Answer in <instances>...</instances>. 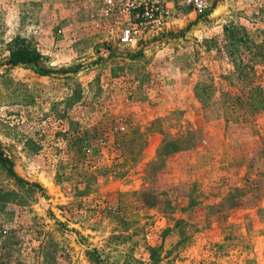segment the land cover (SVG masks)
<instances>
[{
	"label": "rangeland",
	"instance_id": "rangeland-1",
	"mask_svg": "<svg viewBox=\"0 0 264 264\" xmlns=\"http://www.w3.org/2000/svg\"><path fill=\"white\" fill-rule=\"evenodd\" d=\"M86 6L0 0V151L39 186L0 165V264H264V0L131 45ZM15 36L68 72L6 66Z\"/></svg>",
	"mask_w": 264,
	"mask_h": 264
},
{
	"label": "built area",
	"instance_id": "built-area-1",
	"mask_svg": "<svg viewBox=\"0 0 264 264\" xmlns=\"http://www.w3.org/2000/svg\"><path fill=\"white\" fill-rule=\"evenodd\" d=\"M95 11L97 21L119 33L118 43L131 45L142 34L160 31L173 0H84ZM213 0H176L196 12L207 11Z\"/></svg>",
	"mask_w": 264,
	"mask_h": 264
},
{
	"label": "trees",
	"instance_id": "trees-1",
	"mask_svg": "<svg viewBox=\"0 0 264 264\" xmlns=\"http://www.w3.org/2000/svg\"><path fill=\"white\" fill-rule=\"evenodd\" d=\"M7 57L6 60L4 62V64L8 67H14V66H31L34 69H36L38 72L42 73V74H52V73H67L68 71L63 70V71H52L50 69H45L42 67V57L40 56V54L38 53V51L32 46L30 45V43L23 37L20 36H15L8 44H7ZM203 86V85H200ZM199 86V87H200ZM198 87V86H197ZM196 89V88H195ZM252 92H254V90H250L249 91V96L252 95ZM195 98L198 99L199 93L198 91L195 90V94H194ZM259 97V95H258ZM200 100V99H198ZM249 108H252V105H248ZM263 107V102L260 99L259 103H258V108H262ZM254 109V108H253ZM204 129V127L200 126L198 127L195 131L191 132V131H185L186 135H193L200 133L202 130ZM169 141L164 149L165 150H169L171 149L174 145ZM174 151L180 150V147H173ZM0 165L5 168V173L6 176L11 178L15 184L20 185V186H25L28 188H38L39 186L37 184L34 183H26L25 181H23L21 178H19L12 170V162L9 160V158H7L5 155H3V153L0 151ZM76 191V190H75ZM142 194V193H141ZM182 198V197H180ZM180 198H176L174 203H179L180 202ZM168 203H171L168 202Z\"/></svg>",
	"mask_w": 264,
	"mask_h": 264
},
{
	"label": "crops",
	"instance_id": "crops-1",
	"mask_svg": "<svg viewBox=\"0 0 264 264\" xmlns=\"http://www.w3.org/2000/svg\"><path fill=\"white\" fill-rule=\"evenodd\" d=\"M87 7V9L89 10V12L88 11H85V13L87 14V15H89V17H91V14H93L92 13V9H90L89 7L90 6H86ZM86 9V8H85ZM98 23H97V25L96 26H98V28H100L101 29V31L102 32H104L105 30H109L108 28H107V24L106 23H104V22H102V21H97ZM105 25H106V27H105ZM106 28L105 30L103 29V28ZM103 29V30H102Z\"/></svg>",
	"mask_w": 264,
	"mask_h": 264
}]
</instances>
